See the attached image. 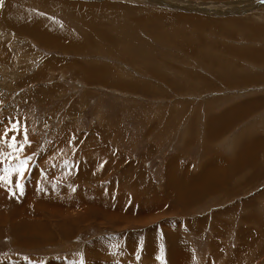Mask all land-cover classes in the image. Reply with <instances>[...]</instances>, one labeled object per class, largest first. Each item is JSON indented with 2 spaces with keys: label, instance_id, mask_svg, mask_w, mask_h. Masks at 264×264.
I'll return each mask as SVG.
<instances>
[{
  "label": "rangeland",
  "instance_id": "rangeland-1",
  "mask_svg": "<svg viewBox=\"0 0 264 264\" xmlns=\"http://www.w3.org/2000/svg\"><path fill=\"white\" fill-rule=\"evenodd\" d=\"M231 19L264 26V0H0V264H264V83L237 82L264 72L224 65L229 85L182 57L180 41L220 42L212 22ZM254 100L206 137L211 117Z\"/></svg>",
  "mask_w": 264,
  "mask_h": 264
},
{
  "label": "bare ground",
  "instance_id": "bare-ground-1",
  "mask_svg": "<svg viewBox=\"0 0 264 264\" xmlns=\"http://www.w3.org/2000/svg\"><path fill=\"white\" fill-rule=\"evenodd\" d=\"M15 1V3L16 4H18L19 2H20V0H14ZM215 1H218V0H215ZM80 8V7H79ZM84 8V7H83ZM82 9V8H81ZM88 8H86L83 12H85L86 10H87ZM11 14H12V18H13V21L14 22H19L20 20H22V18H21V15H22V13L19 11V9L18 8H16L15 7V9L11 12ZM23 16V15H22ZM185 17V16H184ZM159 20H163L162 18H161V15L159 16ZM164 18V17H163ZM166 18V17H165ZM165 18H164V20H165ZM171 18V17H170ZM26 18L24 17V20H25ZM169 19V18H168ZM190 19V18H189ZM195 19V18H194ZM146 20V18H142V19H140V22L144 25V21ZM182 20H184L183 18H182ZM190 20H193V19H190ZM168 22H170L169 20H167ZM166 21V22H167ZM198 21V20H197ZM234 20H228V24H226V27H229V29L230 28H232L233 27V29H235L237 26H238V21H234ZM130 22V21H129ZM199 22H203V21H201V20H199ZM217 22V21H216ZM216 22H212V23H215V25L216 24H218V22L216 23ZM206 24H208L207 22H205ZM238 23V24H237ZM140 24V23H139ZM167 24H169V23H167ZM167 24H165V25H167ZM171 24V23H170ZM240 24H241V22H240ZM243 24V23H242ZM215 25H214V27H215ZM225 25V22H223V24H222V26H223V29H224V33H225V35L226 36H228V34H230L228 37H226V38H221L220 37V42H216L217 40H215V41H211V40H213V39H210V42H209V40H206V42H209V43H205L204 42V40H203V37H196L197 38V42H198V44H197V48H198V50L199 51H203L204 49H206V48H208L209 46H212L215 50H217L219 53H221V54H226L227 56H229V55H231L233 58H235V59H238V60H241V61H249V60H251L250 61V64H254V68L255 69H261L262 67H264V48H263V46H264V26H259V27H256L255 25L254 26H247L246 24V26L245 25H243V26H241L240 28H236L237 30H242L243 31V33H244V35L242 34V36H244V41L246 42V43H244L243 41V43H241V45H238L236 42H238L239 40H237V38L238 37H236V35L235 34H237V32L235 33V30L234 31H232V30H229L228 28L226 29V27L224 26ZM141 24L140 25H138V28L139 29H141ZM236 26V27H235ZM44 28V27H43ZM192 28H197L196 26H193ZM41 29V28H40ZM139 29H137V31H139ZM197 29H201V28H197ZM142 30V29H141ZM232 31V32H231ZM41 32H43V31H41ZM219 32H223V31H220L219 29L218 30H216V31H214V33H219ZM221 35V34H220ZM233 36H235V37H233ZM241 37V36H240ZM51 38V37H50ZM64 38V37H63ZM258 38H260V43H262V46L261 47H257V46H255V44H252L251 42H252V40H253V42L254 41H258ZM228 39H230L229 41L230 42H232L233 43V46H229L228 44H226V41H228ZM233 39H235V40H233ZM240 39V41H241V39L242 38H239ZM168 40V39H167ZM237 40V41H236ZM110 41V40H109ZM251 43V44H249V43ZM259 42V41H258ZM55 43H57V44H59V42H57V41H55ZM218 43H222V45H224L225 46V48H227V49H225L224 47H223V49H221L220 47H219V45H218ZM236 43V44H235ZM45 44H47V45H54L53 43H50V42H45ZM166 46H168V45H166ZM171 46V47H170ZM170 46H168V47H170L173 51H176V49H177V45H170ZM242 46V47H241ZM176 48V49H175ZM161 49V48H160ZM170 50V49H169ZM178 50V49H177ZM182 50H184L185 52L183 53V57L184 58H186V57H189L190 55H194V50H193V47H192V45H187V44H185V45H182ZM158 52V51H157ZM230 57V56H229ZM172 60V59H171ZM232 58L230 57V59H228L226 62H224V64H222V69H225V66L224 65H227L228 67H232ZM197 62H199L197 59L195 60V62L194 63H197ZM200 63V62H199ZM173 64V63H172ZM186 64V63H185ZM182 65H184V64H182ZM182 65H181V68H182ZM200 67H202V68H206L202 63H200V64H198ZM226 66V67H227ZM174 67V66H173ZM84 68V67H83ZM175 68V67H174ZM202 68L201 69H199L198 71H200L201 72V70H202ZM236 69H237V67H235ZM230 69V68H229ZM236 69H234V70H236ZM238 69H240V68H238ZM244 69H246V67H244ZM97 71V69H95V68H92L91 70H89V69H87V70H85V71H83V73L85 72H87V76H88V78H89V76H91V74L90 73H94V72H96ZM175 71V70H174ZM183 75H185V76H192V75H190L189 74V71H186V70H184V68H182L181 70H179ZM238 71H240V70H238ZM259 72H261V71H259ZM84 73V74H85ZM198 73V72H197ZM90 74V75H89ZM107 74V73H106ZM211 74V73H210ZM154 75H156V72H155V74ZM196 75H199V74H196ZM233 75V74H232ZM234 75H236V74H234ZM252 75H254V74H252ZM85 76V75H84ZM92 76H93V74H92ZM91 76V77H92ZM204 77H201L200 79H201V82H204V83H206V86L209 84V83H207V79L205 78V75H203ZM211 76V75H210ZM230 74H226V78L227 79H231L230 78ZM255 76V75H254ZM90 77V78H91ZM233 77H236V76H233ZM259 78H257V77H253V78H250V76H243V78H242V80L239 82V83H241L242 85H245V86H250V84H252V83H254V85H256V84H260V86L259 87H261V85H262V83H264V76L262 77V74H260L259 76H258ZM84 78V77H83ZM87 77H86V79L87 80H89ZM92 78H94V77H92ZM162 78V77H161ZM256 78L257 79H260V82H257L256 81ZM263 78V79H262ZM96 80V79H95ZM95 80H93L92 81V79H91V81L92 82H94ZM90 81V80H89ZM100 83H101V80L99 81ZM232 82H234V80H232L231 82H230V84L229 85H233L232 84ZM102 83H104L103 81H102ZM101 83V84H102ZM235 83V82H234ZM107 84V83H106ZM191 84V83H190ZM89 85V84H88ZM103 85V84H102ZM185 86V89H191L189 86H187L188 85V83H185L184 84ZM228 85V86H229ZM171 86V85H170ZM236 86H237V83H236ZM172 87H174V86H172ZM176 87V86H175ZM181 88L179 85L177 86V88ZM210 87V86H209ZM227 87V86H226ZM244 87V86H243ZM255 87V86H254ZM264 87V86H263ZM178 88V89H179ZM257 88V87H256ZM262 88V87H261ZM260 88V89H261ZM203 89V88H202ZM201 89V90H202ZM213 89V88H212ZM176 90V89H175ZM232 91V90H231ZM237 91V90H236ZM255 95V94H254ZM251 101V100H250ZM259 105H258V101H252L251 103H249L248 105H246V106H243V107H237V108H230V110L229 111H227V112H225V113H223L222 114V117H223V119L225 120V122L227 123V124H229V123H231V122H234L235 120H243V118L245 117V116H247L248 114H249V112L250 111H252L253 109H256L257 107H258ZM252 118V117H251ZM237 121V122H238ZM253 124H254V122H253ZM234 125V124H233ZM251 126V125H250ZM245 130V129H244ZM249 134V133H248ZM264 134V133H263ZM246 135V134H245ZM246 137H248V136H246ZM2 138V137H1ZM247 139V138H246ZM2 140H3V138H2ZM9 140V139H8ZM244 142V143H243ZM242 143H243V149H242V153L241 154H238V158L240 157V156H243L244 158H246L245 157V154H252L253 152H251V151H254L253 150V148H252V145H247V143H245L246 141H243ZM15 143V142H14ZM14 143H13V145H14ZM20 142H18V144H19ZM248 143H249V141H248ZM17 143H15V145H16ZM21 144H23V143H20V145ZM5 146V145H4ZM9 146V145H8ZM248 147V149L250 150V151H248L245 147ZM255 146H257V145H255ZM8 148V147H7ZM15 148V147H14ZM13 148V149H14ZM8 149H10V148H8ZM16 149H18L17 147L14 149V150H16ZM20 149V148H19ZM4 151H6V149H4V147H2L1 146V149H0V156H1V158L3 159L4 158ZM19 152H21L20 150H19ZM59 154H61V153H59ZM243 154V155H242ZM9 155H10V153L8 154V156L6 157V158H8L9 157ZM16 155V154H15ZM21 155H23V154H20V155H16V158H17V160H16V163L15 164H13L12 165V167L13 168H17L18 167V160H21ZM57 155H58V153H57ZM59 156V155H58ZM253 156V155H252ZM251 157V156H250ZM53 158H55V157H53ZM58 158V157H57ZM62 159V158H61ZM229 161V160H228ZM231 161V160H230ZM259 161V160H258ZM1 162V161H0ZM235 164L233 165V164H231L230 166H233V168L232 169H230V170H235V169H237V168H239V167H235L236 166V162L235 161H233ZM238 162H239V160H238ZM260 162V161H259ZM261 162H263V161H261ZM260 162V163H261ZM87 164V163H86ZM251 164L253 165V166H260L259 164H257L256 163V161L255 160H252V157H251ZM263 164H264V162H263ZM263 164H261V166L263 165ZM16 165V166H15ZM221 168H224V167H221ZM258 168H260V167H258ZM257 168V169H258ZM225 169V168H224ZM259 170V169H258ZM222 170H220V172H221ZM224 171V170H223ZM39 174V172L38 171H36L35 170V174ZM35 175L36 176V178L38 177V175ZM95 174V173H94ZM18 175V177H16V180H15V182H13V184L14 183H17V185H19L21 182L20 181H22V177L20 176L19 177V174H17ZM33 176V175H32ZM102 175H101V173L100 172H96V174H95V177H96V179L98 180L100 177H101ZM32 178H35V177H32ZM30 180H31V178H30ZM32 181V180H31ZM34 181V180H33ZM224 184H225V182H224ZM11 186V181H7L6 179H4V180H0V196H1V194H3V191L6 189V187H8V189H9V187ZM43 186H45V184H43ZM223 186V185H222ZM17 187V186H16ZM28 186H26V188L25 189H27L26 191H28ZM226 192H224V194H225ZM9 194H11L9 191H8V197H5L4 196V198L3 197H1L0 198V207L2 206L3 208H7L11 203H12V200H10V197H9ZM39 193H37L36 195H38ZM178 200V199H177ZM182 200V199H181ZM181 200H180V202H181ZM26 201V200H25ZM29 204V203H28ZM70 203H68L67 205H69ZM183 204V203H182ZM181 204V205H182ZM25 205H27V204H25ZM15 207H16V205H15ZM27 208V207H26ZM26 208L25 207H22V209L20 210V212L18 213L19 215L20 214H22L23 212L25 213L26 212ZM106 208V207H105ZM104 207H100V211H101V214H102V216H103V219H105V218H108V216H110V211L108 210H106ZM103 210L105 211V212H103ZM15 211V210H14ZM14 211H12V212H14ZM9 215H11V214H9ZM141 215H143V214H141ZM12 218H13V216H12ZM142 219V218H141ZM142 221V220H141ZM23 227V226H22ZM18 229V228H17ZM177 256V255H176ZM180 256V255H179ZM177 259V258H176ZM180 259V258H179ZM184 260V259H183ZM178 261V260H177ZM178 264V263H177ZM181 264V263H180Z\"/></svg>",
  "mask_w": 264,
  "mask_h": 264
},
{
  "label": "crops",
  "instance_id": "crops-1",
  "mask_svg": "<svg viewBox=\"0 0 264 264\" xmlns=\"http://www.w3.org/2000/svg\"><path fill=\"white\" fill-rule=\"evenodd\" d=\"M204 1V0H203ZM219 1V0H218ZM217 1V2H218ZM214 4H216V2H214ZM222 6H224L223 4H222ZM160 21H162L163 22V20H160ZM208 24H209V22H207ZM222 24H223V22H218V25H221L222 26ZM182 25V24H181ZM183 26V25H182ZM179 27H181V26H179ZM184 27V26H183ZM208 28V30L209 31H216L214 28L215 27H213V26H211V27H207ZM206 28V29H207ZM195 29V32H196V36L195 37H197V36H199V34L200 33H198L197 31H199L200 30V32H202V30H204V29H197V28H193V30ZM218 30V29H217ZM138 33V32H137ZM194 37V38H195ZM202 37V36H201ZM177 40V37H173V39H168V40ZM203 40H204V42L205 43H209L210 42V40L208 39V38H203ZM206 40H209V42H206ZM181 43H182V45H185V44H187V45H192V47H193V50H194V55H190L189 57H186V60L189 62V60H191L192 59V63H194L195 62V60L197 59L200 63H202L207 69H208V71H209V73H211V74H213L214 73V71L216 72V74H215V77L218 79V80H222V81H228V82H231L232 80L231 79H227L226 78V74H230L231 73V71L230 70H226V71H224V72H219V70L220 69H222V64H224V60H228V59H230V57L232 58V66H234L235 64H239V65H241L243 68L244 67H246V69H243V72L244 71H246V70H248V69H250V68H254L253 66H254V64H250V66H249V62L251 61V60H249V61H241V60H238V59H235V58H233L231 55H229V56H227L226 54H221V53H219L217 50H215L212 46H209L208 48H206V49H204L203 51H199L198 50V48H197V44H198V42L197 41H192V39H188V38H186V39H183L182 41H180ZM165 45V44H164ZM172 45H176V44H172ZM166 46V45H165ZM170 46V45H169ZM176 49V48H175ZM264 50V49H263ZM176 51L178 52V50L176 49ZM180 53V52H179ZM204 53H207V54H209V55H211L210 57H208V58H203V54ZM182 57H183V54H182ZM225 61V62H226ZM239 61V62H238ZM216 63H221V64H216ZM235 69V68H234ZM255 69V68H254ZM259 71H261V72H264V67H262ZM243 78V77H242ZM242 78H240L237 82H240L241 80H242ZM204 86H206V83H204V82H201ZM207 83H210V81L208 80L207 81ZM233 108V107H232ZM230 110V108L229 109H227V110H225L223 113H225V112H227V111H229ZM222 113V114H223ZM222 114L221 115H219V116H215V117H211V118H213L211 121H209L208 122V126H207V130H206V132H207V134H205L206 135V137H208V138H213V137H217V136H212V137H210L212 134H217V132H222V131H225V130H227V129H229L231 126H232V124H233V122H231V123H229V124H227L226 122H225V120L223 119V117H222ZM219 120H222L221 121V126H219L218 128H217V130H219V131H213V129L211 128V124L213 123V122H215V121H219ZM218 137H219V135H218ZM245 147V146H244ZM248 151H250L249 149H248V147H245ZM242 149H243V143H242V141H241V146H240V148H239V154H241L242 153ZM251 152H254V151H251ZM166 167H168V168H170V166H166ZM171 169V168H170ZM238 169V168H237ZM230 171H232V170H230ZM206 175H208V174H206ZM205 175V176H206ZM214 181V180H213ZM212 181V182H213ZM173 183V182H172ZM190 186H189V188H191V187H193L194 186V184L193 183H190L189 184ZM179 186V188H183V185L182 184H179L178 185Z\"/></svg>",
  "mask_w": 264,
  "mask_h": 264
},
{
  "label": "snow or ice",
  "instance_id": "snow-or-ice-1",
  "mask_svg": "<svg viewBox=\"0 0 264 264\" xmlns=\"http://www.w3.org/2000/svg\"><path fill=\"white\" fill-rule=\"evenodd\" d=\"M0 179H2V178H0ZM20 185H17V187H19ZM81 264H82V262H81Z\"/></svg>",
  "mask_w": 264,
  "mask_h": 264
}]
</instances>
